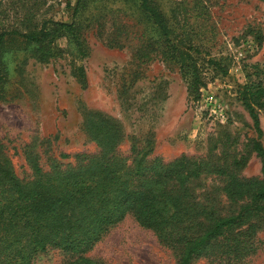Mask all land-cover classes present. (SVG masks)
Instances as JSON below:
<instances>
[{
    "label": "rangeland",
    "instance_id": "1",
    "mask_svg": "<svg viewBox=\"0 0 264 264\" xmlns=\"http://www.w3.org/2000/svg\"><path fill=\"white\" fill-rule=\"evenodd\" d=\"M35 1L40 3L36 13L17 10L21 4L28 6ZM179 1L186 5L198 1L204 6V13L193 23L203 34L194 42H203L212 56L222 57L229 65L228 74L208 82L201 95L214 96L224 107L227 119L217 122L207 118L204 103L191 98L173 63L164 62L160 55L154 57L155 52L151 61L142 63L135 57V49L149 31L133 0H87L77 15L83 24L82 57L68 46L65 37L55 40L56 53L47 61H40L36 49L21 39L10 42L4 54L2 68L7 79L0 99V142L18 176H30L32 160L47 169L50 155L59 158L61 153L69 154L61 160L67 162L73 161L76 153L98 152L97 143L83 125L85 114L91 110L121 126L123 137L116 151L128 162L133 154L131 146L140 149L151 135L150 157L169 162L182 155L206 156L221 165L244 156L239 175L261 176L260 159L249 145L256 133L247 110L237 99V91L246 80V71L253 70L251 66L264 71V2L159 3L165 11L170 3ZM75 2L0 0V29L25 31L30 24L47 19L70 22ZM177 17L181 21L183 15L178 13ZM190 18L188 26L193 22ZM79 66L84 70L86 85L78 80ZM258 114L264 145V106ZM200 183L197 192L215 197L225 208L239 206L240 202L223 194L224 177L209 174L201 176ZM84 256L101 264H176L177 260L173 249L161 244L152 230L140 226L131 215L108 230ZM70 259L60 250L50 249L38 254L33 264H64ZM242 262L264 264V218L255 234L254 249ZM191 264L222 263L202 257Z\"/></svg>",
    "mask_w": 264,
    "mask_h": 264
},
{
    "label": "trees",
    "instance_id": "2",
    "mask_svg": "<svg viewBox=\"0 0 264 264\" xmlns=\"http://www.w3.org/2000/svg\"><path fill=\"white\" fill-rule=\"evenodd\" d=\"M86 1L76 0L70 22L47 19L30 24L25 31L0 29V99L7 79L2 61L13 40L21 39L35 48L40 61L55 55L54 42L60 37H65L79 56L85 55L83 24L77 15ZM133 1L149 31L135 49L139 62L151 61L155 52L154 57L160 55L164 62L173 63L194 101L201 99L208 82L228 74L229 65L222 57L212 56L203 42H194L203 34L193 26L204 13L198 1L192 5L170 3L165 11L159 0ZM39 4H21L17 10L36 13ZM178 13L183 15L182 22ZM189 18L193 22L188 26ZM250 68L253 70L246 71L237 99L256 133L249 145L261 162L259 178L239 175L244 156L221 165L206 156L182 155L169 162L150 157L151 135L140 149L131 146L133 154L128 162L116 151L123 137L121 126L95 110L85 114L83 125L99 151L76 153L73 161L67 162L61 160L69 154L61 153L59 158L50 155L47 169L32 160L28 177L16 174L0 142V264H33L38 254L50 249L71 257L64 264H101L84 254L126 215L173 249L176 264H191L202 257L222 264H242L254 249L255 234L264 218V145L258 114L264 106V71L257 66ZM77 77L86 85L82 66ZM209 155L213 157L211 150ZM209 174L224 177L222 192L227 199L240 202L238 207L225 208L215 197L196 191L201 188V176Z\"/></svg>",
    "mask_w": 264,
    "mask_h": 264
},
{
    "label": "built area",
    "instance_id": "3",
    "mask_svg": "<svg viewBox=\"0 0 264 264\" xmlns=\"http://www.w3.org/2000/svg\"><path fill=\"white\" fill-rule=\"evenodd\" d=\"M204 103L207 118L212 121L224 122L227 119L226 111L214 96L208 95L200 99Z\"/></svg>",
    "mask_w": 264,
    "mask_h": 264
}]
</instances>
